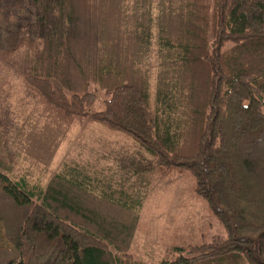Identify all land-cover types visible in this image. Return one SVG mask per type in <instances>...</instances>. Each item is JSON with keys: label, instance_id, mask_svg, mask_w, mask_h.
Wrapping results in <instances>:
<instances>
[{"label": "trees", "instance_id": "trees-1", "mask_svg": "<svg viewBox=\"0 0 264 264\" xmlns=\"http://www.w3.org/2000/svg\"><path fill=\"white\" fill-rule=\"evenodd\" d=\"M157 24L152 96L153 0H0V96L6 63L37 53L25 81L42 111L23 124L20 155L49 169L80 118L121 132L162 175L192 176L227 231L161 264H264V0H160ZM98 91L105 108L93 111ZM7 169L0 264H146L130 251L137 212L60 176L39 191Z\"/></svg>", "mask_w": 264, "mask_h": 264}, {"label": "rangeland", "instance_id": "rangeland-1", "mask_svg": "<svg viewBox=\"0 0 264 264\" xmlns=\"http://www.w3.org/2000/svg\"><path fill=\"white\" fill-rule=\"evenodd\" d=\"M159 12L160 0H153L154 25L149 60L152 96L155 93L159 63L157 24ZM36 57L37 53L22 48L6 63L8 83L0 96V128L4 134L0 161L8 165L7 172L14 181L25 180L31 186L44 187L49 177L47 173L49 169L43 170L42 166L25 160L18 149L22 144L18 134L23 124L30 117L32 119L29 121H33L37 112L42 111L39 95L25 81ZM98 95L99 99L92 108L93 111L105 108L104 93L98 91ZM82 123L84 122L77 121V126L75 122L73 123L72 138H68L67 135V140L75 142L81 133ZM93 125L95 136L99 139L100 135L103 136V143L96 146L112 151L113 157L120 163L119 168L114 169L113 173L124 177L123 181L126 184L132 183L135 191H139L142 197L140 220L136 230L137 242L132 251L135 259L146 264H161L166 251L175 246L202 244L216 235L227 237L225 227L211 215L206 202L194 193L195 180L192 176L177 171L162 175L158 171L154 157L131 137L90 122V126ZM87 145L90 148L95 147L91 143ZM68 146H62L61 150L59 147L58 160L67 153Z\"/></svg>", "mask_w": 264, "mask_h": 264}, {"label": "crops", "instance_id": "crops-1", "mask_svg": "<svg viewBox=\"0 0 264 264\" xmlns=\"http://www.w3.org/2000/svg\"><path fill=\"white\" fill-rule=\"evenodd\" d=\"M77 121L79 123L84 122L82 123L80 135L75 139V142L69 139L63 142L60 150L62 146L69 145L66 150L67 153L62 155L63 158L61 160H58L60 150L57 151L49 170L43 169L47 171L49 176L46 185L44 187H40V185L34 187H37L39 191L46 192L51 182L50 180L54 176H60L66 183L76 185L98 198L120 203L140 215L141 194L139 191H135L132 183L127 182L126 184L123 181L124 177L113 173V170L118 169V166H120V163L113 157L114 153L105 148L97 147L103 143V136L100 135V139L95 136L93 131L95 125L91 127L92 125L90 126L87 118L77 119L75 121L76 126ZM73 130L71 128L68 133V138L70 137V139L72 138L71 132ZM73 136H75V133ZM90 143L95 147H87L89 146L87 144ZM136 242L137 232L132 242L131 253L136 246Z\"/></svg>", "mask_w": 264, "mask_h": 264}]
</instances>
